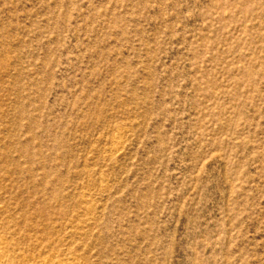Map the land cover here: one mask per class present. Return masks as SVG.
<instances>
[{
  "label": "rangeland",
  "instance_id": "rangeland-1",
  "mask_svg": "<svg viewBox=\"0 0 264 264\" xmlns=\"http://www.w3.org/2000/svg\"><path fill=\"white\" fill-rule=\"evenodd\" d=\"M0 264H264V0H0Z\"/></svg>",
  "mask_w": 264,
  "mask_h": 264
},
{
  "label": "bare ground",
  "instance_id": "bare-ground-1",
  "mask_svg": "<svg viewBox=\"0 0 264 264\" xmlns=\"http://www.w3.org/2000/svg\"><path fill=\"white\" fill-rule=\"evenodd\" d=\"M0 250V263H4V251Z\"/></svg>",
  "mask_w": 264,
  "mask_h": 264
}]
</instances>
